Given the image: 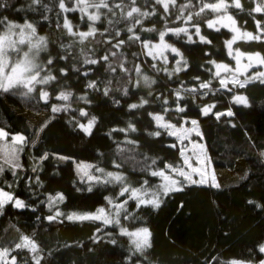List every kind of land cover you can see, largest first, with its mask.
<instances>
[{
    "label": "trees",
    "instance_id": "obj_1",
    "mask_svg": "<svg viewBox=\"0 0 264 264\" xmlns=\"http://www.w3.org/2000/svg\"><path fill=\"white\" fill-rule=\"evenodd\" d=\"M125 2L128 3L129 0ZM186 2L187 0H177V6ZM204 2L214 3L216 0ZM241 2L244 11L230 8L229 12L236 18L242 30L255 32L253 18L249 15L254 4L252 0ZM6 3L7 7L0 8V18L7 17L10 21L21 24L24 20L31 21L40 35L48 37L49 52L41 53L40 62H45L49 55L56 58L71 52L73 56L67 61L54 60L52 72L57 75V81L45 86L37 85V90L30 96L25 97L18 92H0V127L12 134L22 132L29 137L28 145L20 153L23 169L16 176L11 174V170H5L0 174V187L13 192L30 205L25 209L5 206L0 213V247L12 246L18 242L21 234L29 235L40 246V254L44 256L42 264H228L233 259L259 264L260 260H264V253L259 251V246L264 244V158L260 156V152L264 151V85L253 82L245 88L237 87L229 92L221 89L218 79L213 78L215 68L208 61L215 60L235 67V61L227 56L224 46V41L230 39L232 33L225 28L216 32L208 29L204 23L207 19H213L214 13L206 10L197 20L201 26V34L211 40V44L200 43L196 36H193L195 43H188L183 34L180 37L172 34L165 37L168 43L180 49L189 65L185 71L169 79L165 72H157L152 68L151 57L145 54L139 43L126 44L122 49L123 56L110 58V63L117 67L115 73L106 71V64L81 66V45L73 44L65 30L57 27V24L62 25L64 16L63 13L58 15L60 10L57 0H42V4L47 5L50 11L43 6L30 7L31 0H6ZM151 3L152 0H136V6L142 10L147 8L151 11ZM192 3L196 7L191 10L197 11V0H192ZM170 11L172 15L165 19L162 7L157 5L156 14L143 21L144 28L155 27L157 31L140 32L142 39L157 42L158 32L164 30L166 24L168 27L182 26L183 22L175 19L179 14L178 9L170 8ZM67 15L74 25H79L80 30H87L86 18L82 23L79 13ZM253 15L256 19L264 20V14ZM122 25L123 22L116 27ZM96 27L99 32L110 28L103 18L97 22ZM112 31L110 29L106 35L112 34ZM121 38L127 39L126 34L122 32ZM95 39L102 41L104 37L97 35ZM61 44L72 47L64 49L59 46ZM108 47L103 43H90L87 50L93 58H99ZM233 48H239L242 52L264 54V43L261 42L239 41ZM167 55V67L171 71L175 67L174 54L169 52ZM122 60L129 69L128 73L119 69L118 65ZM155 63L158 67L164 66L159 60ZM137 64L141 65V75L156 80L150 89L144 86L142 80L138 88L132 87L129 82L130 79H139L134 71ZM73 66L80 67L81 71L92 67V71L88 77H83L71 70ZM65 67L69 69L66 78L61 77L58 72ZM256 70L260 69L254 68L251 71ZM196 77L200 78L199 81ZM93 79L101 89L111 81L108 85L112 89L109 97L103 96L102 91L94 92L85 87ZM208 80L212 82V91L208 95H204L202 91L186 94L181 104L187 106L188 119L214 124V135L209 144L214 163L234 171L240 161H245L248 177L243 182L219 189L204 185H186L183 191L173 192L165 197L159 209H136L135 202L129 201V210L137 218L122 223L130 228L147 227L152 233V247L143 255H134L132 261L127 260L131 255L129 239L119 234L118 226H104L100 221H68L63 217V222H49L45 219L51 214L46 202L49 194L64 193L66 199L58 207L68 214L95 211L97 207L105 205V196L115 195L119 191L118 185H92L93 190L87 191L88 182L82 181L76 173L77 162L91 163L106 171L122 172L133 186H138L147 179L152 187H156L161 182L160 178L150 176L146 169L162 168L164 163L181 164V147L178 140L164 130H161L160 137L149 135L157 128L148 113H163L165 107L174 109L173 92L181 82L186 88H191L198 87L200 81ZM41 87L50 93L47 103L39 97ZM125 87L129 89L127 96L122 94ZM61 90L73 92L72 110L54 114L51 112V105L62 103L55 98ZM149 91L151 96L148 95ZM237 93L246 95L251 106L233 104L232 96ZM84 94L88 95L90 104L86 105L76 99ZM158 96L167 98L168 104L164 105L162 99H157ZM8 97L14 98L27 110L36 113L49 112L57 116L64 124V134L71 146L72 159L65 163L57 161L53 156L54 147L47 142V138L37 145H31V128L26 118L17 115L8 105ZM141 97L149 103L143 108L130 111L128 105L139 103ZM114 100H119L120 103L117 105ZM211 104H215L213 112H223L231 107L236 115L221 117L220 120H216L212 114L201 115L200 109ZM79 108H85L98 119L91 136L84 135L70 122L73 116L86 122L87 118L79 117ZM183 116L185 114H177L173 110L165 115V119L178 123ZM130 122L135 124V132L112 131L127 128ZM128 140H134L136 144L127 143ZM172 144L177 147H170ZM118 145L120 151L117 150ZM44 153H48V159L41 161L40 157ZM154 159L155 165L152 164ZM115 164H120L121 167L117 169ZM33 168L36 169L35 172L32 171ZM37 176L40 184L33 186L28 182L27 177H32L35 181ZM97 228L101 231L97 232ZM112 239L117 243L112 244ZM13 254L18 255V259H28L26 252ZM213 257L216 259L213 260Z\"/></svg>",
    "mask_w": 264,
    "mask_h": 264
},
{
    "label": "snow or ice",
    "instance_id": "obj_2",
    "mask_svg": "<svg viewBox=\"0 0 264 264\" xmlns=\"http://www.w3.org/2000/svg\"><path fill=\"white\" fill-rule=\"evenodd\" d=\"M254 7L249 11V15L252 16L255 24V32L242 30L239 26L236 18L229 12L230 8L238 11H244V5L241 0H216L214 3H207L204 0H197L199 5L197 11H192V0H187L186 3L177 6V0H152L150 5L151 11L147 8L142 10L136 6V0H129L128 3L125 0H57V6L60 13H63V23L57 24L58 28L65 30L66 35L72 38L73 44L81 45L79 49L81 66H95L97 64L107 65L106 71L115 73L117 67L110 63V58H116L123 56L122 49L126 44L139 43L141 48L145 50V54L151 57L153 63L152 68L157 71H163L167 74L169 79L173 75L185 71L188 68V61L185 59L184 54L175 47L168 43L165 39L166 36L172 34L176 37H180L183 34L187 38L188 43H195L193 36L199 38V42L202 44H211L212 41L206 36L201 34L200 23L197 22L198 18L206 12L211 11L215 14L213 19H207L204 21L208 29L219 32L222 28L228 29L232 33L231 38L224 41V46L227 49V56L235 61V67L230 64L218 63L215 60H210L208 63L212 64L215 68L213 78L218 79L221 89H225L232 92L233 89L245 88L249 83L259 82L264 85V54L261 52H242L239 48H233L239 41L245 43L248 42H261L264 43V20L256 19L253 14H264V0H252ZM71 5V7H69ZM162 7L165 14V19L172 15L170 8L178 9L179 14L176 15L177 21H182L183 25L180 27H168L165 25L164 30L158 32V41L153 42L147 39H142L140 32H155V27L144 28L143 21L149 16L156 14V6ZM32 6H43L46 10L50 11L47 5L42 4V0H31ZM7 7L6 0L0 2V8ZM69 13H79V20L83 23L87 21V30H80L79 25H74L68 18ZM187 13V14H185ZM106 20L110 28H105L103 32H99L96 27L97 22ZM47 19V17H44ZM123 22L122 27H116ZM113 30L112 34L106 35ZM194 29V31H192ZM122 32L126 34L127 39L121 38ZM100 35L104 37L102 41H96V36ZM90 43H103L109 47L105 50V53L99 58H93L87 50V45ZM61 48L68 49L72 45H59ZM49 52V40L45 35L38 33L36 25L28 20L17 23L10 21L7 17L0 18V92L16 93L27 97L37 90V85L45 86L54 81H57V75L52 72V65L54 60H69L73 56V53L68 52L66 55L58 56L56 58L49 55L45 62H40L41 53ZM174 54L175 67L169 71L167 65L169 59L167 53ZM208 55V53H205ZM161 61L163 67H158L155 61ZM119 69L124 73H128L129 69L125 67V62L122 60L119 63ZM260 69L258 71H251L252 69ZM77 75L88 77L92 71V67L81 71L80 67L73 66L71 69ZM134 71L139 79L131 81L132 87L138 88L141 85V80L144 86L149 89L156 83L155 79H151L147 75H141V65L137 64L134 67ZM211 71V69H209ZM61 77H67L69 69L67 67L60 68L58 70ZM251 72V75L249 73ZM243 77V79H241ZM199 81V77L195 78ZM111 81L108 82V85ZM105 85L103 89L96 80H89L85 87L94 92L102 91L103 96L109 97L112 89ZM231 85L232 87H229ZM202 91L204 95H208L212 91V82L200 81L197 86L186 88L183 82L173 92L175 97V108L170 109L165 107L163 113H148L155 121L157 130L150 132V136L160 137L162 131L167 132L169 136L176 137L178 141L183 144L185 140L189 141L193 145L194 149H199V152L189 151L185 147L180 148V155L182 157V163L173 165L164 163L162 168H150L149 175L152 177H159L160 183L156 187H152L149 180L144 179L138 186H133L127 176L119 171H105L103 168L95 165L80 164L77 166L80 173V179L86 181L89 184L87 191L93 190L92 185H118L119 191L115 195L105 196V205L97 207L92 212H72L65 214L58 207L62 204L66 197L64 193L57 192L55 195L49 194L46 197L47 207L51 214L45 217L49 222H55L57 220L66 219L68 221H100L104 226L115 225L119 228V234L126 236L129 239L131 255L127 257V260L132 261V258L136 254L143 255L147 249L152 247L151 237L152 233L147 227L130 228L122 223V221L135 220L134 216L129 210V201H134V207L136 209H142L144 207H151L159 209L164 203V198L168 197L173 192L183 191L186 185H204L219 189L221 186L218 183L214 171L209 172L211 165L210 158L206 155V149L203 144L192 141L191 136L195 134L197 137L203 138V133L199 130V121L197 119H188L186 116L187 106H182L181 101L184 100L186 94L196 93ZM129 89L123 88L122 94L127 96ZM152 95L151 91L148 93ZM39 97L45 103L50 99V93L41 87L39 91ZM56 100L61 101L59 104L51 105L52 113L68 112L72 110L73 92L68 90H61L56 95ZM78 101H83L86 105L91 101L87 94L80 95L76 98ZM157 99H162L163 104H168V99L162 96H158ZM115 104H119V100L113 101ZM232 102L235 105L243 107H250L248 98L243 94H234L232 96ZM149 101L143 97L140 98L139 103H132L128 105L129 110L143 108ZM215 108V104L205 105L200 109V114L208 116L212 114L216 120H220L221 117H235L236 113L231 107L223 112L212 110ZM175 111L177 114H185L178 123H173L171 120L165 119V115L170 111ZM79 117L87 118L86 122H81L77 117L73 116L70 121L75 128L81 131L86 136H91L93 129L97 126L98 119L95 115H90L85 108L78 109ZM51 121H45L39 128L36 129L34 135L39 138V133H43ZM187 125H190L188 127ZM233 127L235 125L233 124ZM136 126L133 123H129L127 128L112 129L113 132H135ZM111 135V133H109ZM29 143V137L22 132L10 133L5 128L0 127V174L5 170H11V174L16 176L20 170L23 169V165L20 163V153H22L25 147ZM127 143L136 144L134 140H128ZM172 148H176V144L170 145ZM118 151L121 149L118 145ZM260 156L264 157V151L260 152ZM48 159V153H44L40 160L44 161ZM57 159L68 160L70 157L58 156ZM152 164H156V160H152ZM115 167L119 169L120 164H115ZM36 171L35 168L32 169ZM99 173V175H97ZM198 177V179L194 178ZM30 184H40V178L37 176L35 181L32 177H27ZM42 186V185H41ZM10 187V186H9ZM78 191L80 189H77ZM126 197V198H125ZM249 203H253L249 201ZM6 205H11L16 209H25L30 207L25 200L19 198L11 191H6L3 187H0V213L3 212ZM259 207V205H257ZM183 207V205H181ZM33 210H35L33 208ZM39 219V218H38ZM61 222H63L61 220ZM101 229L97 228V232ZM110 235V234H109ZM112 244H116L115 239L111 240ZM40 246L35 239L29 235L21 234L18 242H15L10 247H0V264H42L44 256L40 254ZM259 251L264 253V244L259 246ZM26 252L28 259H18V255L13 253ZM213 260L216 258L213 257ZM228 264H251L250 261L230 260ZM259 264H264V260H260Z\"/></svg>",
    "mask_w": 264,
    "mask_h": 264
},
{
    "label": "rangeland",
    "instance_id": "obj_3",
    "mask_svg": "<svg viewBox=\"0 0 264 264\" xmlns=\"http://www.w3.org/2000/svg\"><path fill=\"white\" fill-rule=\"evenodd\" d=\"M232 67L234 68V66ZM249 75H251V72L249 73ZM6 101L17 115L26 118L31 128V131H32V139L30 142L31 145H37L44 138H47V142L50 143L54 147L53 156L57 161L65 163L68 160L72 159L71 146L64 134L65 133L64 124L60 121V119L57 116L49 112L36 113L31 110H27L21 104H19L14 98H11V97L6 98ZM45 121H51V122L43 133H39V138L37 139V136L34 135V133L36 132V129L39 128ZM187 126L190 127V125H187ZM199 130L203 133L202 140L200 137H197L195 134H192L191 139L192 141H197L204 145L206 149V155L211 160L209 172L211 173L212 171H214L216 179L218 183L220 184V186L229 187V186L237 185L243 182L248 177L247 166H246L245 161H240L237 168L234 171L228 170L225 167L214 163L213 152L209 147V144L214 135V124H207L204 121H199ZM178 143L180 147H185L189 151V154H191L192 151H196V152L200 151L198 148L194 149L193 145L190 144L189 141L187 140H185L183 144H181L179 141ZM58 156L70 157V159L60 160V159H57ZM80 164L94 165V164L86 163V162L75 163L76 173L79 178H80V173L78 171L77 166ZM113 172H116V171H113ZM97 175H99V173H97ZM194 178L198 179V177H194Z\"/></svg>",
    "mask_w": 264,
    "mask_h": 264
}]
</instances>
